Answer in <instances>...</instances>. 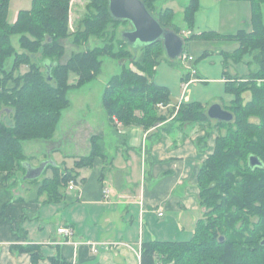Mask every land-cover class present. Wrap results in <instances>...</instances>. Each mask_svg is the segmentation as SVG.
I'll return each mask as SVG.
<instances>
[{"label":"trees","instance_id":"trees-1","mask_svg":"<svg viewBox=\"0 0 264 264\" xmlns=\"http://www.w3.org/2000/svg\"><path fill=\"white\" fill-rule=\"evenodd\" d=\"M143 1L152 12L148 1L155 0ZM198 1L188 0L184 8L183 19L189 27ZM250 1L253 28L239 30L233 37L240 41L238 51L250 55L247 63H255L257 68L245 77L225 75L226 89L234 97L223 107L231 111L233 120L211 124L206 108L198 102H183L177 109L171 105L168 87L152 80L155 66L168 59L161 42L134 50L121 36L117 38L115 27L120 21L111 17L108 0H91L82 28L75 33L68 27L69 0H31L30 7L20 9L11 23L7 20L9 0H0V171L10 172L16 165L24 168V140L53 137L62 110L70 104L68 90L91 80L99 72L103 56L131 57L140 73L122 65L108 79L101 96L112 125L116 119L123 126L148 129L172 116L173 121L199 123L217 131L214 149L197 174L198 202L204 213L193 237L182 242H143L140 264H264V0ZM167 15L172 19L171 9L155 16L162 26L180 34L179 25L165 21ZM13 35H19L21 51L12 45ZM71 35L76 44L86 43L90 37L105 39V44L73 53L66 63H60L64 50L60 39ZM69 72L77 75L73 84L68 83ZM245 91L251 92L247 102L242 96ZM159 103L166 107L164 112ZM222 128L224 134L219 132ZM209 133L197 143H205ZM100 153L94 135L91 152L75 165H89ZM250 155L257 156L261 166L250 167ZM50 166L52 178L39 185V191H46L49 197L73 178L55 164ZM18 248L37 257L34 246ZM156 255H161L160 262Z\"/></svg>","mask_w":264,"mask_h":264},{"label":"crops","instance_id":"crops-1","mask_svg":"<svg viewBox=\"0 0 264 264\" xmlns=\"http://www.w3.org/2000/svg\"><path fill=\"white\" fill-rule=\"evenodd\" d=\"M182 77L179 100L170 102L175 109L189 102L188 86L196 79L189 78V71ZM58 126L51 143L62 140ZM206 131L205 143L198 144ZM94 135L101 153L89 165H75L91 152ZM216 135V130L172 116L143 129L116 119L112 125L106 115L99 130L72 118L65 136L71 152L63 153L58 143L48 147L38 177L20 180L15 172L0 171V264H140L143 242L190 240L204 213L197 174ZM50 164L73 177L51 197L39 191L41 183H28L41 176L51 179ZM61 227L72 228V236L58 232ZM20 246H34L37 257Z\"/></svg>","mask_w":264,"mask_h":264},{"label":"rangeland","instance_id":"rangeland-1","mask_svg":"<svg viewBox=\"0 0 264 264\" xmlns=\"http://www.w3.org/2000/svg\"><path fill=\"white\" fill-rule=\"evenodd\" d=\"M91 0H69V17L68 27L71 32L75 33L82 28L81 22L87 14V5ZM188 0H155L148 1L152 13L160 16L165 13V9H171L173 13L172 19L167 15L165 21L170 23V20L179 25L182 30L180 34L185 40L183 53L190 55L192 60L185 61L181 57L169 60H160L155 66L153 80L158 84L168 86L170 92V100L176 102L179 100L181 92V76L189 71V68H194L196 75H190L189 78H196L188 86V101H195L207 108L212 103H219L222 106H228L230 100L234 97L226 89L223 78L225 75L247 76L251 70L257 68L255 63L248 64L251 58L248 53L238 51L240 41L234 38L239 30L251 31L252 24V7L250 0H199L198 8L193 16L192 26L189 27L183 19V11ZM31 5V0H9L7 20L12 22L16 13L20 9H28ZM262 17L264 23V2L261 4ZM129 28L127 22H120L115 27V35L117 38L123 29ZM171 28V27H169ZM19 35L11 37L12 45L18 50ZM73 36L60 39L64 46L62 55L59 58L60 63H66L73 53L84 50L85 48H94L95 46H103L105 39L90 37L86 43L76 44L73 41ZM114 49L119 46L114 44ZM128 49V48H127ZM140 53V52H139ZM162 57L164 54L162 53ZM12 57L8 59L7 68L10 66ZM124 65L135 72L139 69L134 65L131 57L114 59L108 56L102 57V64L99 72L83 86L79 88H70L67 92V97L70 100L68 107L61 112L58 126L60 139L55 143H51V139H28L22 142V152L24 158L35 166H40L47 160L44 156L48 147H56L57 143L61 147V151L65 154L71 152L69 142L65 139L70 128L71 119L75 118L80 123L87 121L92 130L103 128L106 120V114L101 106V96L103 88L108 79L114 74L120 72L121 66ZM26 70L25 66L21 67V72ZM71 74V75H70ZM77 80V75L74 72H69L68 83L73 84ZM188 80V79H187ZM185 81V80H184ZM243 101L247 102L251 99V92L245 91L242 94ZM1 110V108H0ZM214 123L211 121V124ZM56 126V127H57ZM220 133H225V128L219 130ZM55 133V131H54ZM58 133V132H56ZM58 137V138H59ZM6 172L7 175L15 174L17 178L22 180L26 176V168L16 165L13 170ZM45 171L42 175H44ZM42 176L35 181L37 187L43 183ZM48 179V178H47ZM37 185V186H36ZM161 255L157 256L156 261L160 262Z\"/></svg>","mask_w":264,"mask_h":264},{"label":"water","instance_id":"water-1","mask_svg":"<svg viewBox=\"0 0 264 264\" xmlns=\"http://www.w3.org/2000/svg\"><path fill=\"white\" fill-rule=\"evenodd\" d=\"M108 11L111 17L120 22H127L129 28L120 32L121 38L129 47L136 50L139 47L161 42L165 56L174 60L183 52L184 39L172 29L162 26L157 17L147 8L143 0H108ZM206 115L210 120L228 123L233 120V114L219 103H212L206 108ZM250 167L261 166L257 156L248 157ZM27 174L25 178L33 179L40 175L43 164L30 167L23 163ZM264 245V239L261 240Z\"/></svg>","mask_w":264,"mask_h":264},{"label":"built area","instance_id":"built-area-1","mask_svg":"<svg viewBox=\"0 0 264 264\" xmlns=\"http://www.w3.org/2000/svg\"><path fill=\"white\" fill-rule=\"evenodd\" d=\"M179 57H181L183 60H185V61H190V60H192V57L190 56V55H184V53L182 52V54L179 56ZM189 73L191 74V75H194V74H196V70L194 69V68H189ZM191 81V80H190ZM188 82H189V80L188 81H186L184 84H185V86L188 84ZM184 86V87H185ZM179 106V105H178ZM158 107H160V108H162V107H164L161 103H159L158 104ZM73 187V182L72 181H70V184H69V188H72ZM105 196H107V191H105ZM158 215H162V212L161 211H159L158 212ZM58 232H60V233H64L67 237H71L72 236V234H73V230H72V228H70V227H61V228H59L58 229Z\"/></svg>","mask_w":264,"mask_h":264}]
</instances>
